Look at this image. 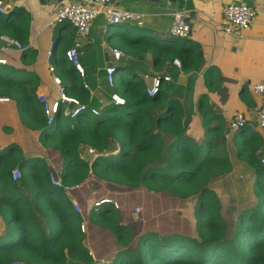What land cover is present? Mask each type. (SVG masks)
Listing matches in <instances>:
<instances>
[{
  "label": "trees",
  "instance_id": "1",
  "mask_svg": "<svg viewBox=\"0 0 264 264\" xmlns=\"http://www.w3.org/2000/svg\"><path fill=\"white\" fill-rule=\"evenodd\" d=\"M57 23L63 30L73 28L67 21ZM120 26L123 23L115 29ZM29 30V17L22 9L0 13V35L26 44ZM119 34L113 48L137 60L150 53L154 68L178 59L186 73L199 63L197 48L186 38L157 40L138 26ZM68 47V43L61 46L53 62L63 77L66 94L86 105L75 116L63 115L64 105L60 104L53 123L47 125L35 94L36 76L1 63L0 97L15 100L30 128L41 130V144L61 157L58 176L65 184L81 185L95 178L112 187L142 188L146 191L144 216L153 212L164 220L168 213L165 205L162 210L154 206L152 211L151 202L158 197L164 202L166 197L184 200L192 196L195 225L190 232L177 221L174 228L166 223L167 233L145 231L136 238L139 225L120 222L114 201L101 202L90 210L89 221L110 231L118 250L105 260L97 259L84 243L80 212L62 189L50 183L46 162L38 156H24L17 144L11 143L0 148V221L4 223L0 264L13 260L27 264H67L69 260L78 264H264L262 136L248 125L235 130L236 155L253 169L254 187L259 188L260 196L257 204L241 210L230 226L221 213L219 198L209 188V182L230 172L232 165L224 148V122L213 114L207 95H200L197 101L204 119V138L198 143L186 133L182 102L171 97L163 84L155 95L148 96L141 76L131 67H124L129 79L119 78L113 87H106L107 93L96 90L97 95L90 98L82 80L94 88L96 68L85 66L84 55L80 56L86 74L82 78L65 56ZM31 54L32 49L23 50L25 60ZM111 93H117L124 103L114 104ZM100 97L109 100L108 104L92 114L90 108L100 107ZM16 167L21 176L13 180L11 170Z\"/></svg>",
  "mask_w": 264,
  "mask_h": 264
},
{
  "label": "crops",
  "instance_id": "2",
  "mask_svg": "<svg viewBox=\"0 0 264 264\" xmlns=\"http://www.w3.org/2000/svg\"><path fill=\"white\" fill-rule=\"evenodd\" d=\"M56 2L57 0H8L9 4L14 5L12 6L13 9H22L29 17L30 30L27 43L24 44L25 49L33 50L29 59H24L23 50H17L15 47L7 45L0 38V59H5L4 66L9 69L25 70L32 73L36 76L37 86L41 85L45 89L47 99L52 102L57 100L58 87L52 81L51 73L48 70V51L53 42V62L54 53L65 43L71 46L75 37L73 28L66 27L63 30L59 28V23L51 21L50 14ZM113 2L123 9L141 14L142 23L137 24L134 21H129L115 29V27L107 24L103 18H96L92 22L90 35L80 48L81 56L84 55L85 66L92 64V67L96 68L94 73L96 81L95 84L93 83L94 88L92 87V89L107 93L104 68L109 62L122 70H125L124 67L126 66L131 67L136 70L139 76L150 71L168 76V81H162L163 87H166L171 97L182 102L186 133L198 143L204 138L202 125L204 119L198 111L197 101L200 95L206 94L213 114L221 116L224 122V148L232 165L230 172L213 178L209 182V188L216 193L220 200L221 210L224 209V206L231 202L234 195L229 190L230 180L234 175L242 176V171H245L243 173L254 176L253 169L236 155V146L234 145L236 131L229 129V123L235 114L243 113L248 119L247 122L251 131H257L262 136L264 143V130L256 125L259 98L253 95L251 91L253 84L264 80V0H113ZM228 2H244L252 6L256 10V14L248 27L238 29L233 34L224 35L221 28L222 8ZM184 9L187 11L190 31L183 38L191 40L197 48L199 63L196 69L185 73L181 70L180 65L174 64L171 60H167L158 68H154L150 53L146 54L145 59L137 60L133 55L126 54L122 50V60L114 61V56L109 51L108 46L113 47L112 44L120 35L119 33L126 34L131 26H138L143 29L146 35L157 40H163L170 37L169 30L173 12ZM54 66L53 73L61 77L64 84L63 77L57 72V66L55 64ZM82 66L85 68L83 63ZM210 70L213 72L210 73L209 77H205L206 72ZM124 77L126 76H116V80L125 79ZM213 124L216 125L218 122L213 121ZM226 129H229L228 132ZM28 132L33 134L34 146L36 144L39 146L35 147V152H25L23 146L18 143V140L24 138ZM40 132V129L30 128L26 119L22 118L15 100L8 98L0 100V148L16 143L24 156L41 157L46 162L47 168L58 174L61 167V157L54 150L41 144ZM226 134L228 135L226 136ZM256 154H258V150ZM232 174L233 176L230 177ZM228 177L230 178L227 179ZM253 183L254 180L250 185L252 193ZM244 185L245 189L244 187L241 188L244 191L248 190V185ZM77 186L73 196L81 208L80 214L83 219L82 224H84V230L81 231L84 233V243L90 254L100 260L107 259L108 256L118 250L113 234L89 221L90 210L98 206L96 202L101 199L115 202L117 206L115 208L119 211L120 222L139 225L134 235L136 238L145 231L167 233L170 229L166 223L171 224L174 228L176 226L175 221L179 222L178 226L185 230L186 223H188L189 228L187 229L190 232L195 225L192 218L190 221L187 219V222L185 219L179 218L184 214L183 210L194 207L195 198L192 196L184 200L166 197L164 202L158 197V201L151 202L152 211L155 210V207L156 210H162L165 205V211L168 213H166L167 217L164 220L162 215L153 214V212L147 217L144 216L146 191L142 188L129 190L120 186L112 187L100 183L95 178L88 179ZM85 186L88 187L90 196L82 192ZM129 195H134V198L139 201L133 203L129 209H123L124 197ZM135 207L140 209L139 213L135 212ZM170 217L174 223L168 221ZM130 218L134 222L130 221ZM141 219L142 222H140ZM3 227L4 223L0 221V232ZM21 264L27 263L21 262ZM67 264L78 263L69 260Z\"/></svg>",
  "mask_w": 264,
  "mask_h": 264
},
{
  "label": "built area",
  "instance_id": "3",
  "mask_svg": "<svg viewBox=\"0 0 264 264\" xmlns=\"http://www.w3.org/2000/svg\"><path fill=\"white\" fill-rule=\"evenodd\" d=\"M11 3H8V0H0V13H8L12 9ZM187 11L177 10L172 14V24L169 30L170 36H179L185 37L189 34L190 24L187 20ZM223 21L221 22V28L224 32V35L233 34L238 29H244L248 27L255 14L256 10L244 3V2H228L222 8ZM51 21L52 22H61L67 21L75 28V37L71 46L65 50V56L69 63L74 66L75 70L80 74L82 78L85 77L84 67L80 62L81 56V45L90 35L92 22L96 18H103V20L110 25L113 24H122L129 21H134L137 24L142 23V15L121 8L116 5L113 0H57L56 5L53 6L51 12ZM2 41L7 45L15 47L17 50H24L25 45L20 41L6 35H0ZM53 42L50 46V50L47 55V66L48 70L51 73L52 81L58 87V97L55 101H49L47 99L45 89L40 85L36 87L35 94L39 102L42 103V111L46 119V124L51 125L55 119V114L59 111L60 104L64 105L63 115L73 117L75 116L80 109L86 107L84 103H81L77 98L69 96L65 92V85L63 84L61 77L55 75L54 69L55 66L52 62L53 56ZM109 51L114 56V61L119 62L123 58V54L120 50L108 46ZM0 62L5 63V59H0ZM176 65L179 64L178 59L172 61ZM104 81L106 87H113L117 73L120 74V77H123L126 74L125 70H122L118 67H115L112 62H109L105 68ZM141 78L144 82L145 92L148 96H153L159 91V87L162 84V81H168L169 77L166 75H161L153 71L144 72L141 75ZM83 87L88 90L90 98L96 96V90L92 89L89 84L84 80ZM252 94L259 98V107L256 117V125L264 130V80L255 83L251 87ZM110 100L114 104L121 105L124 103V99L120 97L117 93L110 94ZM7 98L0 97V100H6ZM105 97L99 98L100 107L90 108L92 114H98L100 109L108 104ZM248 119L243 113H237L229 123V129L237 130L239 127L248 125ZM228 134H226L227 136ZM261 163H264V155L260 158ZM11 175L13 180H18L21 173L19 168H13L11 170ZM50 183L57 188L62 189L63 193L68 196L71 200L74 209L80 212V207L77 201L71 196L72 191H74L78 186L76 184H65L58 174L54 172H49ZM103 202V201H102ZM99 203H96V205ZM116 206V204H115ZM139 208H136V212H139ZM81 230H84V224L80 225ZM8 264H21L20 261L13 260Z\"/></svg>",
  "mask_w": 264,
  "mask_h": 264
},
{
  "label": "rangeland",
  "instance_id": "4",
  "mask_svg": "<svg viewBox=\"0 0 264 264\" xmlns=\"http://www.w3.org/2000/svg\"><path fill=\"white\" fill-rule=\"evenodd\" d=\"M116 76L120 77V74L117 73ZM125 76H126V77H124L125 79H129L127 74H125ZM16 130H17V128H16ZM15 132H17V131H15ZM32 138H33V134H29V132H28V134L24 138L18 140V143L23 146L25 152H28V151L35 152L36 151L35 147L37 146V144L34 146ZM37 147H39V146H37ZM243 172H245V171H242V176L234 175L232 180H230L229 190L234 195L231 199V202L227 203L224 206V209L221 210V213H222L224 219L229 223L230 226H233V224L235 223V220L237 219V216L241 210H243L247 207L255 206L257 204V202L259 201V196H260L259 188L257 186H255L256 187V189H255V187L253 186L252 187L253 193L250 190L251 189L250 185H251L252 181L254 180L253 174H248V173H243ZM232 176H233V174L230 175V177H232ZM230 177H228L227 179H229ZM244 184L248 185L247 186L248 190L244 191V189H245ZM253 185H254V183H253ZM120 187H122V186H120ZM241 187L242 188L244 187V189H242ZM82 192L86 193L87 196H90V191H89L87 186H85L83 188ZM71 196L74 198L73 195H71ZM134 197H135L134 195L133 196L129 195V196L124 197L123 201H125V203L123 204V209H129L133 203H135V202L137 203L139 201L138 199H136ZM102 201H109V200L108 199H101L96 203H100ZM181 205H182V203H181ZM80 211H81V208H80ZM139 212H140V210H139ZM139 212H137V213H139ZM183 212H184V214L181 217H179V218H181V220L189 219V221H190L191 218L194 217L193 207L189 208V209H185V210H183ZM139 216L141 218L140 214H139ZM129 220L134 222L131 218ZM168 221H170L171 223H174V220H172V217H170ZM186 225H187L186 228H189L188 223H186ZM17 261H20V260H17ZM20 262H22V261H20Z\"/></svg>",
  "mask_w": 264,
  "mask_h": 264
},
{
  "label": "clouds",
  "instance_id": "5",
  "mask_svg": "<svg viewBox=\"0 0 264 264\" xmlns=\"http://www.w3.org/2000/svg\"><path fill=\"white\" fill-rule=\"evenodd\" d=\"M7 14V13H6ZM113 25H116V24H113ZM1 64H4V63H2V62H0ZM103 202H105V201H103ZM101 203V202H100ZM98 205V204H97ZM115 207H117V206H115ZM136 210V209H135ZM136 212V211H135ZM137 213V212H136Z\"/></svg>",
  "mask_w": 264,
  "mask_h": 264
},
{
  "label": "water",
  "instance_id": "6",
  "mask_svg": "<svg viewBox=\"0 0 264 264\" xmlns=\"http://www.w3.org/2000/svg\"><path fill=\"white\" fill-rule=\"evenodd\" d=\"M112 27H115V25H111ZM229 129H226V132H228Z\"/></svg>",
  "mask_w": 264,
  "mask_h": 264
}]
</instances>
